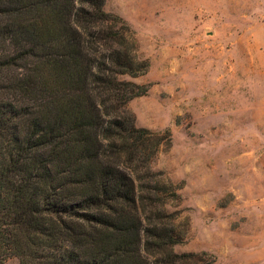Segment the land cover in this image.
Listing matches in <instances>:
<instances>
[{
  "label": "trees",
  "instance_id": "1",
  "mask_svg": "<svg viewBox=\"0 0 264 264\" xmlns=\"http://www.w3.org/2000/svg\"><path fill=\"white\" fill-rule=\"evenodd\" d=\"M104 0H0V264H213L177 254L164 136L127 109L147 87Z\"/></svg>",
  "mask_w": 264,
  "mask_h": 264
},
{
  "label": "rangeland",
  "instance_id": "2",
  "mask_svg": "<svg viewBox=\"0 0 264 264\" xmlns=\"http://www.w3.org/2000/svg\"><path fill=\"white\" fill-rule=\"evenodd\" d=\"M147 70L127 104L164 136L150 168L176 188L177 254L264 264V0H104ZM3 264H19L10 258Z\"/></svg>",
  "mask_w": 264,
  "mask_h": 264
}]
</instances>
